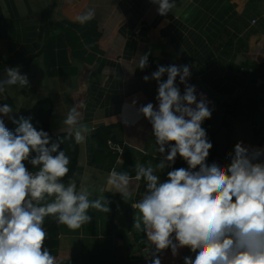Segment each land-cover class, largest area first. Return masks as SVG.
Wrapping results in <instances>:
<instances>
[{"label": "crops", "instance_id": "crops-1", "mask_svg": "<svg viewBox=\"0 0 264 264\" xmlns=\"http://www.w3.org/2000/svg\"><path fill=\"white\" fill-rule=\"evenodd\" d=\"M175 2L176 9L160 16L151 0H0V80L7 68H18L29 81L24 88L5 85L0 106L8 104L18 120L46 103L48 131L57 136L66 134L68 108L82 104L81 122L94 129L85 145L75 142L69 178L78 189L85 184L90 199L103 196L110 211L90 209L91 222L75 231L46 217L44 247L57 264H151L154 246L133 227V206L146 181L126 198L101 189L111 169L134 177L137 165L154 167L167 154L155 151L152 125L137 111L149 102L158 109V82L151 75L160 66L188 65L186 84L195 87L198 101L203 96L208 102L212 115L202 127L213 147L206 163L227 166L238 142L264 149V0ZM89 8L94 18L80 23L77 17ZM144 53L148 65L141 70L133 60ZM175 83L183 95L179 76ZM2 118L8 129L14 125ZM108 140L122 151H112ZM181 167L188 165L178 155L156 174L164 182L168 171ZM158 255L161 264L195 256L188 247L175 257L170 248Z\"/></svg>", "mask_w": 264, "mask_h": 264}, {"label": "clouds", "instance_id": "clouds-1", "mask_svg": "<svg viewBox=\"0 0 264 264\" xmlns=\"http://www.w3.org/2000/svg\"><path fill=\"white\" fill-rule=\"evenodd\" d=\"M151 2L159 5L160 16L177 7L175 0ZM94 16L95 9L89 8L77 19L83 24ZM148 56L144 53L133 63L143 70ZM165 73L167 79L161 81ZM178 76L185 84L183 95L175 83ZM189 76L188 65L160 66L152 73L158 82V109L149 102L137 111L152 125L155 151L164 154L167 149V154L154 167L137 165L134 177L111 169L101 191L126 198L141 179L146 181L142 199L133 206L138 210L133 227L154 246L151 264H161L158 253L163 250L170 248L175 257L183 247L195 254L185 257L184 264H264V162H259L264 149L238 142L227 166L206 163L213 145L202 123L212 112L203 96L197 100L195 87L186 84ZM5 85L24 88L29 81L18 68H7L0 92ZM82 107L74 104L63 119V131L79 145L94 131L81 122ZM12 112L8 104L0 106V264H57L44 247L45 218L75 231L91 222L90 209L108 213V201L103 196L90 199L88 187L82 183L78 189L71 177L65 184L70 158L59 150L60 142L29 119L16 120ZM2 117L18 124L14 132ZM178 155L187 169L168 171L167 180L160 182L157 170L174 164ZM26 161L37 170L29 171Z\"/></svg>", "mask_w": 264, "mask_h": 264}, {"label": "trees", "instance_id": "trees-1", "mask_svg": "<svg viewBox=\"0 0 264 264\" xmlns=\"http://www.w3.org/2000/svg\"><path fill=\"white\" fill-rule=\"evenodd\" d=\"M48 117H49V108L47 107L46 103H42L36 108V111L28 119L30 120L31 123H33L34 127H36L38 130L43 129L44 131H47L49 133ZM22 118L26 119V115L22 116ZM16 127H18V124L14 123V125L11 128H9V130L14 132ZM51 137H52L53 142H60L59 150H64L65 154L67 156H70V158H72L70 154H71L72 149H74V146H75L74 139L67 137V134H60V135L51 136ZM72 167H73V162L70 161L69 174L71 172ZM69 174L68 176L65 177L66 182L67 180H69Z\"/></svg>", "mask_w": 264, "mask_h": 264}, {"label": "built area", "instance_id": "built-area-1", "mask_svg": "<svg viewBox=\"0 0 264 264\" xmlns=\"http://www.w3.org/2000/svg\"><path fill=\"white\" fill-rule=\"evenodd\" d=\"M108 144H109V147L112 151H114V152H121L122 151V147L118 143H116L115 141L108 140Z\"/></svg>", "mask_w": 264, "mask_h": 264}]
</instances>
